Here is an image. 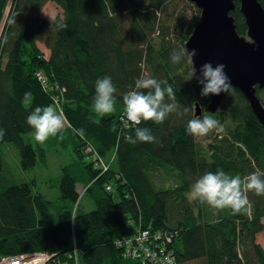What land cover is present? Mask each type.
<instances>
[{
    "label": "trees",
    "instance_id": "1",
    "mask_svg": "<svg viewBox=\"0 0 264 264\" xmlns=\"http://www.w3.org/2000/svg\"><path fill=\"white\" fill-rule=\"evenodd\" d=\"M9 1L0 0V27ZM258 1L264 8V0ZM47 2L60 7L62 15L43 18ZM232 15L237 32L246 36L238 0ZM199 16L188 0L13 1L0 37V128L5 130L0 140V258L44 251L58 261L77 248L79 264H148L124 260L115 244L141 226L175 238L168 247L173 264H264V196L249 192L248 212L233 215L230 209L190 203L186 195L206 172L222 169L241 177L264 172V126L239 89L223 101L216 116L223 131L207 147L186 131L188 121L199 118L197 105L207 110L211 95L202 97V85L188 80L193 66L187 56L174 64L171 53L186 49ZM39 43L50 51L49 58ZM142 74L171 85L181 111H188L170 114L162 124L142 121L139 127L150 129L157 142L131 144L124 137L134 138L137 125L126 119L123 95ZM105 76L117 89L116 110L96 117L95 85ZM41 77L60 89L68 120L64 139L49 138L44 144L31 139L34 129L26 122L35 107L52 104ZM256 89L264 104V89ZM25 93H31L30 102ZM8 147L15 148L24 171L35 170L38 161L49 168L58 147L71 155V163L59 162V193L66 205L57 223L45 221L53 202L11 171ZM114 153L115 163L100 174L95 155L109 163ZM159 169L178 173L181 182L156 188L152 176ZM85 197L93 202L92 211L84 208Z\"/></svg>",
    "mask_w": 264,
    "mask_h": 264
},
{
    "label": "clouds",
    "instance_id": "2",
    "mask_svg": "<svg viewBox=\"0 0 264 264\" xmlns=\"http://www.w3.org/2000/svg\"><path fill=\"white\" fill-rule=\"evenodd\" d=\"M156 15H159V12ZM58 26L66 27L62 23ZM197 54L196 49L191 51L183 48L173 50L171 60L174 64L180 63L186 55L187 62L191 65ZM225 67L222 63L213 66L211 62H206L201 65L199 75H197L196 67L192 68L188 80L196 79L202 85L200 93L202 97L219 96L222 93L231 95L233 84L225 71ZM141 68H143V64H141ZM162 84L166 86H162ZM95 88L96 95L92 111L96 117H103L115 112L117 89L111 77L105 76L98 79ZM30 98L31 93H25V100L30 102ZM123 103L127 121L137 125L134 138L131 135H125L124 137L131 144L157 142L150 129L139 127L142 121H153L156 124H162L170 114L183 115L188 111L187 108L181 111L171 85L167 84L166 81H158L146 74H142L135 81L133 90L123 95ZM26 122L34 129V140L40 144H44L49 138L59 137L60 140L64 139V114L52 105L35 107L27 117ZM93 122L98 123L99 120L93 118ZM186 131L193 137H205L213 131L222 132L223 126L218 120L205 115L203 118L190 119ZM4 135L5 130L0 128V140L4 138ZM249 192L254 193L256 196H264V172L257 170L244 177L240 175L231 176L222 169L216 172H206L191 186L186 195L190 203L199 201L200 203H207L218 211L230 209L233 215H239L246 214L250 208ZM72 219L75 220L74 214H72Z\"/></svg>",
    "mask_w": 264,
    "mask_h": 264
},
{
    "label": "water",
    "instance_id": "3",
    "mask_svg": "<svg viewBox=\"0 0 264 264\" xmlns=\"http://www.w3.org/2000/svg\"><path fill=\"white\" fill-rule=\"evenodd\" d=\"M201 10L186 49L197 50L194 67L224 64L233 88L239 89L249 103L253 114L264 126V105L257 96L256 87L264 88V8L258 0H239L240 9L248 26L247 36L237 32L235 19L230 15L236 9V0H188ZM225 94L211 96L210 113H216ZM199 105L196 116L201 115Z\"/></svg>",
    "mask_w": 264,
    "mask_h": 264
},
{
    "label": "rangeland",
    "instance_id": "4",
    "mask_svg": "<svg viewBox=\"0 0 264 264\" xmlns=\"http://www.w3.org/2000/svg\"><path fill=\"white\" fill-rule=\"evenodd\" d=\"M13 1L14 0H10L9 4L7 6V10L5 12L4 20H3V23H2V25L0 27V37L2 35L3 29H4V25H5L6 20L8 18L11 6L13 5ZM192 5L195 6L193 3H192ZM197 9L200 10L198 7H197ZM235 11H236V9L233 12H235ZM62 12L63 11L56 4H54L53 2H47V4L44 6V8L41 11V15H42L43 18H46V19H54V18H56V16L62 15ZM200 12H201V10H200ZM233 12L230 13V15L232 17H234L232 15ZM192 14H194V10L190 14V17L192 16ZM246 32H248V28H247ZM191 35H192V33H191ZM154 37L157 38V40H158L159 35L156 34V35H154ZM245 37H248L247 34H246ZM38 45H39V48L45 54L46 58H49L50 51L45 47V45L43 43L42 44L39 43ZM49 83H50V80L46 81V82H43V85L45 87L42 86L41 83H40L41 89H51V90H48L47 93L45 92L46 94L44 93V91H43V93L45 95H47V97L51 100L52 104H53V102H55L57 104V106H55V108L59 112H62L61 109H62V105L64 103H63V100H62L60 94L57 95V92L60 89H58L57 87H51L49 85ZM56 89H58V90H56ZM261 90H263V89H261ZM226 96H227V94H225L224 99L222 100V103L225 100ZM221 106H222V104L220 105V108H221ZM220 108L217 110V112L220 110ZM217 112L216 113H210L208 111V109L207 110L202 109L201 115L196 116V117L203 118V116L207 115V116H210L213 119L219 120V118H216V116L218 114ZM64 118H65V127H67L68 126V120H67V117L65 116V114H64ZM215 134H216V132L213 131V132L209 133L205 137H197V140L201 144H203L204 146L207 147L210 144L213 135H215ZM8 148H10V150H11V151H8V155L10 156V161L12 162L11 163V166H12L11 171L16 175V173H19V171L18 172L16 171L15 161L16 160L19 161V157L20 156L17 153V151L14 150L15 148L14 149L12 147H8ZM69 149H70V151L72 150L71 147ZM72 153H74V152H72ZM55 154H57V155L55 156ZM52 155H53L52 159L50 160L52 165L49 168L43 167V165L41 164V161H38V167L35 170L34 169H31V170H28V171L22 170L23 172H25V175L23 174L22 178H20V180H22V182L25 179V182H29V185L32 188H34L36 191L42 193L43 195L46 196V198L48 200L53 202V205L48 210L47 218L45 219L46 223L49 224V225H53V224H55V223H57L59 221L60 215H61V213L63 211V207L66 205L65 202H63L60 199V193H59V184H60V179H61V175H62V170H61V167H59V162H64V163L68 164V163H71V161H72V158H71V155L69 154V152L66 151V150H62L60 147H58V150H55V152H53ZM74 157H75V153H74ZM48 158H49V156H48ZM111 158L112 159L110 160V162L113 160V162L115 163V161H116L115 153L111 156ZM46 169L49 172H46L45 171ZM165 172L166 171L159 169V171L157 173H155L154 176H152L153 177L152 181L155 184L156 188H158V189L159 188L160 189L172 188V187L178 185L181 182V180L178 177V173L171 172V173L168 174V173H165ZM20 180H18V181H20ZM194 183L195 182H193L190 185V187ZM79 188H81V192H82V186H79ZM82 203H83L84 208L87 209V211H92L94 209L93 202L90 199H88L87 197L84 198ZM124 237H126V236H123L121 238H124ZM171 240H175V238L172 237ZM260 240H262V242H263L262 237H260ZM172 244H173V241L172 242H167V246H172Z\"/></svg>",
    "mask_w": 264,
    "mask_h": 264
},
{
    "label": "built area",
    "instance_id": "5",
    "mask_svg": "<svg viewBox=\"0 0 264 264\" xmlns=\"http://www.w3.org/2000/svg\"><path fill=\"white\" fill-rule=\"evenodd\" d=\"M41 85L47 80L43 77L39 78ZM50 85V84H49ZM51 86V85H50ZM45 87V86H44ZM52 87V86H51ZM47 93L51 89H42ZM58 90V89H56ZM128 125V123L126 122ZM96 167L100 174L108 172L111 168L113 160L106 163L103 159L95 155ZM108 191L112 188L107 187ZM173 236L167 232L153 233L149 230H143L141 226L135 232L124 238L115 241L116 247L121 249L122 257L128 261H142L148 264H173L174 256L169 252L167 242H172ZM79 251L77 248L72 249L66 255L65 260L55 261L56 256L49 252L36 251L30 253H20L16 255L3 256L0 258V264H49L56 262L57 264H70L71 262L79 264Z\"/></svg>",
    "mask_w": 264,
    "mask_h": 264
},
{
    "label": "crops",
    "instance_id": "6",
    "mask_svg": "<svg viewBox=\"0 0 264 264\" xmlns=\"http://www.w3.org/2000/svg\"><path fill=\"white\" fill-rule=\"evenodd\" d=\"M27 138H29V135L27 136ZM31 139L34 140V134L33 133H32ZM7 149L8 150L6 152L11 151L10 148H7ZM15 168H16L17 172L19 171V173H16L17 176H19L21 178L23 174L25 175V172L22 171L23 169L21 168L18 160L15 161Z\"/></svg>",
    "mask_w": 264,
    "mask_h": 264
},
{
    "label": "bare ground",
    "instance_id": "7",
    "mask_svg": "<svg viewBox=\"0 0 264 264\" xmlns=\"http://www.w3.org/2000/svg\"><path fill=\"white\" fill-rule=\"evenodd\" d=\"M238 2H239V0H238ZM240 3V2H239ZM260 3V2H259ZM235 4H236V8H237V0H236V2H235ZM261 4V3H260ZM240 11H241V9H240ZM241 13H242V11H241ZM243 14V13H242ZM200 15H201V12H200ZM243 16H244V14H243ZM199 18H200V16H199ZM245 18V17H244ZM245 21H246V19H245ZM247 24V23H246ZM195 25V24H194ZM248 27V26H247ZM193 29H194V27H193ZM193 32V31H192ZM192 66H194V63L192 64ZM264 89V88H263ZM258 96V95H257ZM259 97V96H258ZM260 98V97H259ZM220 108V107H219Z\"/></svg>",
    "mask_w": 264,
    "mask_h": 264
},
{
    "label": "flooded vegetation",
    "instance_id": "8",
    "mask_svg": "<svg viewBox=\"0 0 264 264\" xmlns=\"http://www.w3.org/2000/svg\"><path fill=\"white\" fill-rule=\"evenodd\" d=\"M256 91H257V89H256ZM262 101V100H261ZM263 103V102H262ZM264 105V104H263Z\"/></svg>",
    "mask_w": 264,
    "mask_h": 264
}]
</instances>
